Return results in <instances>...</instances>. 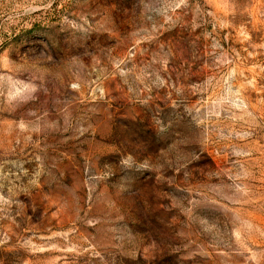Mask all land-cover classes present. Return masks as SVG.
Masks as SVG:
<instances>
[{"label": "rangeland", "instance_id": "374dc122", "mask_svg": "<svg viewBox=\"0 0 264 264\" xmlns=\"http://www.w3.org/2000/svg\"><path fill=\"white\" fill-rule=\"evenodd\" d=\"M0 264H264V0H0Z\"/></svg>", "mask_w": 264, "mask_h": 264}]
</instances>
